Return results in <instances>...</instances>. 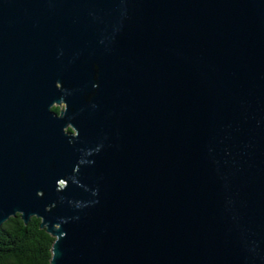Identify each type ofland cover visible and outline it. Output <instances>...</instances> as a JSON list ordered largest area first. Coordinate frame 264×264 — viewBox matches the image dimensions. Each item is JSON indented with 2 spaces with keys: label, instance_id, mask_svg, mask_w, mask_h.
I'll return each instance as SVG.
<instances>
[{
  "label": "water",
  "instance_id": "obj_1",
  "mask_svg": "<svg viewBox=\"0 0 264 264\" xmlns=\"http://www.w3.org/2000/svg\"><path fill=\"white\" fill-rule=\"evenodd\" d=\"M15 215L49 264H264V0H0Z\"/></svg>",
  "mask_w": 264,
  "mask_h": 264
},
{
  "label": "trees",
  "instance_id": "obj_2",
  "mask_svg": "<svg viewBox=\"0 0 264 264\" xmlns=\"http://www.w3.org/2000/svg\"><path fill=\"white\" fill-rule=\"evenodd\" d=\"M52 241L39 219L23 224L18 215L10 217L0 226V264H49Z\"/></svg>",
  "mask_w": 264,
  "mask_h": 264
},
{
  "label": "flooded vegetation",
  "instance_id": "obj_3",
  "mask_svg": "<svg viewBox=\"0 0 264 264\" xmlns=\"http://www.w3.org/2000/svg\"><path fill=\"white\" fill-rule=\"evenodd\" d=\"M60 110H61V109H57V112H54V111L52 110V112H54L55 114H58ZM67 131H69V130H67Z\"/></svg>",
  "mask_w": 264,
  "mask_h": 264
}]
</instances>
